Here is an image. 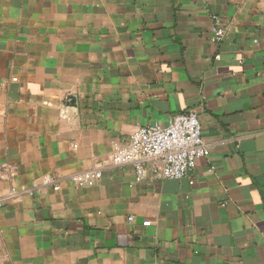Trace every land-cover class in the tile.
Listing matches in <instances>:
<instances>
[{
  "label": "crops",
  "instance_id": "1",
  "mask_svg": "<svg viewBox=\"0 0 264 264\" xmlns=\"http://www.w3.org/2000/svg\"><path fill=\"white\" fill-rule=\"evenodd\" d=\"M190 111L187 178L113 166ZM2 165L6 264H264V0H0Z\"/></svg>",
  "mask_w": 264,
  "mask_h": 264
},
{
  "label": "built area",
  "instance_id": "2",
  "mask_svg": "<svg viewBox=\"0 0 264 264\" xmlns=\"http://www.w3.org/2000/svg\"><path fill=\"white\" fill-rule=\"evenodd\" d=\"M214 19L216 27L213 36L217 42H221L226 36V30L220 26L217 18ZM209 156L210 149L202 135L200 116L196 111H190L176 116L167 126L155 124L139 128L130 144L113 155L112 164L115 167L134 166L136 180L141 182L148 175L147 163L154 162L151 170L153 176L180 181L193 172L200 159ZM10 175L9 166L2 165L0 180ZM100 175L79 174L70 180L77 188H86L93 186ZM47 183L53 182L47 179ZM190 183L193 184L192 181ZM3 204L4 200L0 199V210ZM0 264H6V261L0 258Z\"/></svg>",
  "mask_w": 264,
  "mask_h": 264
}]
</instances>
